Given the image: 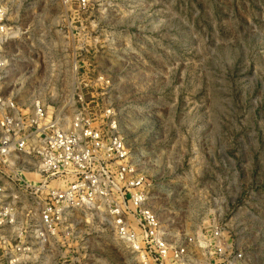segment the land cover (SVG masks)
<instances>
[{"label":"rangeland","instance_id":"obj_1","mask_svg":"<svg viewBox=\"0 0 264 264\" xmlns=\"http://www.w3.org/2000/svg\"><path fill=\"white\" fill-rule=\"evenodd\" d=\"M0 2L17 36L5 92L73 111L84 81L163 225L183 237L218 222L242 264H264V0ZM74 226L24 264H147L83 215Z\"/></svg>","mask_w":264,"mask_h":264},{"label":"built area","instance_id":"obj_2","mask_svg":"<svg viewBox=\"0 0 264 264\" xmlns=\"http://www.w3.org/2000/svg\"><path fill=\"white\" fill-rule=\"evenodd\" d=\"M6 7L0 2V264L26 263L36 245L65 246L82 215L147 264H242L218 222L183 237L163 225L116 114L91 110L87 83L73 111L21 104L2 89L6 48L17 37Z\"/></svg>","mask_w":264,"mask_h":264}]
</instances>
